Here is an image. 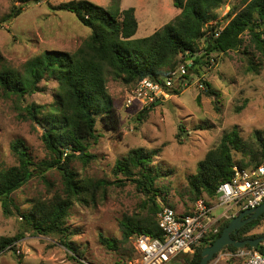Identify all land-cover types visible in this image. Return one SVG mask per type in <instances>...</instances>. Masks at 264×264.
Returning a JSON list of instances; mask_svg holds the SVG:
<instances>
[{
	"label": "trees",
	"instance_id": "trees-1",
	"mask_svg": "<svg viewBox=\"0 0 264 264\" xmlns=\"http://www.w3.org/2000/svg\"><path fill=\"white\" fill-rule=\"evenodd\" d=\"M44 1L15 0L10 12L0 18V29H8L24 8ZM226 2L172 0L179 14L159 30L140 39H134L138 29L134 8L120 9V0H112L108 8L87 0L71 1L57 8L73 14L77 22L89 30L77 49L71 52L44 51L28 60L21 73L0 64V96L14 98L19 115L42 130L41 141L49 158L36 164L22 141L12 143L11 151L17 165L0 169V201L4 211L10 212L13 202L9 201L11 195L35 177L45 182L50 191L52 185L46 175L57 171L62 188L54 193L49 192L45 198L34 200L22 219L27 222L28 231L32 234L58 237L59 243L72 254L71 261L84 264L70 240L74 232L70 230L68 221L74 205H95L97 190L104 191V185L124 187L130 184L144 198L140 211L124 216L120 221V240L101 235V245L108 250L124 253L120 264H128L136 257L135 250L130 246L133 237L143 234L163 240L156 214L167 206L179 216H184L190 213L193 205L187 208L183 204V211H176V207L168 201V193L156 185L161 174L152 165L150 152L142 148L128 152L127 156L116 161L113 169L114 175H122V178L105 182L104 185L101 181L94 183L80 179L73 163L81 161L86 165L94 158L87 153V149L90 141L96 140L98 122L107 131L119 133L120 121L107 88L108 78L129 90L144 79L162 83V77L183 66L186 69L183 79L189 84L203 73V68L211 60L215 61L210 56L212 53H238L241 48L244 53L251 51L259 61L258 64L250 62L248 71H256L257 65H264V0H240L239 4L228 9L223 22L218 19L216 11ZM244 36H247L246 40ZM51 80L56 84L50 104L26 103L21 106L26 96L43 91L39 87L42 81ZM204 85L206 95L218 96L208 82H204ZM167 91L170 95H178L181 88ZM153 107L154 104L137 112V119H145ZM256 139V146L252 147L245 144L237 128L225 133L219 144L210 149L198 163L196 173L187 178L185 192L189 201L194 203L199 198L213 201L218 186L229 180L234 166L247 169L262 164L264 138L257 134ZM236 153L242 154L245 161L237 160ZM263 218L264 214L247 223L231 238L243 241L261 237L250 232ZM229 222L221 224L219 232L204 239L193 253L179 257L177 260L180 264H198L202 249L220 237ZM21 238V235L1 237L0 254L10 249L15 253V243ZM244 248L250 249L249 246ZM224 250L234 251L236 248L229 245L221 252ZM254 250L264 253V244H259Z\"/></svg>",
	"mask_w": 264,
	"mask_h": 264
},
{
	"label": "rangeland",
	"instance_id": "rangeland-1",
	"mask_svg": "<svg viewBox=\"0 0 264 264\" xmlns=\"http://www.w3.org/2000/svg\"><path fill=\"white\" fill-rule=\"evenodd\" d=\"M71 1L77 0H45L41 4L30 5L8 29H0V64L21 73L28 60L44 51L71 52L77 49L89 30L81 26L70 12L57 9ZM87 1L108 8L112 0ZM239 1L227 0L216 11L218 19L225 22L226 12ZM14 2L0 0V18L10 12ZM119 5L122 10L134 8L138 22L134 39L151 35L179 14L172 0H120ZM246 38L243 37L244 40ZM210 56L215 61L207 64L200 76L218 96L206 95L194 80L182 87L180 94H169L166 99L155 103L142 121L137 119L135 111L123 106L128 89L108 78L107 88L114 100L120 130L113 133L100 122L96 124V140H91L87 149L94 158L86 165L81 161L73 163L80 179L94 183L101 181L103 185L114 182L122 178V175L116 177L113 173L116 161L131 150L142 148L151 153L152 165L161 174L156 185L168 193V201L176 211L182 212L183 204L191 208L193 203L185 192L187 178L196 173L198 163L219 144L225 133L237 128L245 144L252 147L256 146L257 134L264 138V65H257L256 71H248L250 62L258 64L259 61L251 51L244 53L243 48L238 53H212ZM55 84L52 80L42 81L39 87L43 91L26 96L21 106L26 103L50 104ZM176 88L177 85L173 89ZM15 106L14 98L0 96V169L17 165L11 151V145L16 141L24 143L36 164L49 159L41 141L42 130L25 121ZM235 158L245 161L239 153ZM46 179L51 182L50 191L45 182L35 177L13 193L9 199L13 201L9 213L4 211L0 201V238L22 236L15 243V253L10 249L0 254V264H75L70 259L72 254L59 243L58 237L32 234L22 219L34 200L62 188L57 171L48 172ZM104 186V191L97 190L95 205L76 204L69 217L68 226L74 232L70 240L84 264H120L124 253L105 248L101 245L100 236L120 240V221L124 216L139 213L144 200L130 184L124 187ZM261 233H264V220L251 232L264 236ZM228 252H220L209 264H240L238 260H227L225 254ZM172 264H180V261Z\"/></svg>",
	"mask_w": 264,
	"mask_h": 264
},
{
	"label": "built area",
	"instance_id": "built-area-1",
	"mask_svg": "<svg viewBox=\"0 0 264 264\" xmlns=\"http://www.w3.org/2000/svg\"><path fill=\"white\" fill-rule=\"evenodd\" d=\"M183 75H186V69L180 66L170 75L162 77V83L149 79L138 82L123 98L124 108L137 113L166 99L168 89L188 84ZM194 80L199 89L205 90L203 76ZM232 170L229 180L218 186L214 200L197 199L188 215L179 216L170 207H162L156 214V221L163 240L143 234L133 237L131 244L136 257L128 264H172L180 256L193 253L194 248L209 235H216L221 224L231 221L240 212L263 204L264 162L254 168L234 166ZM225 257L229 261L238 260L240 264H264V253L253 248L229 251Z\"/></svg>",
	"mask_w": 264,
	"mask_h": 264
},
{
	"label": "water",
	"instance_id": "water-1",
	"mask_svg": "<svg viewBox=\"0 0 264 264\" xmlns=\"http://www.w3.org/2000/svg\"><path fill=\"white\" fill-rule=\"evenodd\" d=\"M262 214H264V203L255 209L240 212L223 229L220 237H218L210 246L202 249L201 258L198 264H209L214 259L215 255H218L224 247L229 245L236 249H241L245 246H249L254 249L258 247L259 244L264 243V236L256 239H246L243 241L231 238V235L236 234L241 227L249 222L257 220Z\"/></svg>",
	"mask_w": 264,
	"mask_h": 264
},
{
	"label": "crops",
	"instance_id": "crops-1",
	"mask_svg": "<svg viewBox=\"0 0 264 264\" xmlns=\"http://www.w3.org/2000/svg\"><path fill=\"white\" fill-rule=\"evenodd\" d=\"M137 30H138V29H137ZM136 33H137V32H136ZM262 220H264V218H263ZM262 220H261V221H262ZM261 221H260V222H261ZM260 222H259V223H260ZM253 230H254V229H253ZM253 230H252V231H253ZM252 231H251V232H252ZM251 232H250V234H251ZM261 234H264V233H261ZM255 235H258V234H255Z\"/></svg>",
	"mask_w": 264,
	"mask_h": 264
}]
</instances>
